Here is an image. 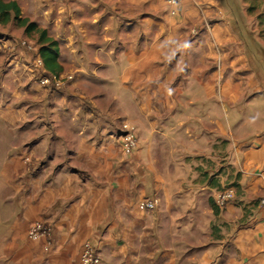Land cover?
I'll return each instance as SVG.
<instances>
[{
  "label": "crops",
  "instance_id": "obj_1",
  "mask_svg": "<svg viewBox=\"0 0 264 264\" xmlns=\"http://www.w3.org/2000/svg\"><path fill=\"white\" fill-rule=\"evenodd\" d=\"M240 4L93 0L90 52L66 65L57 37L61 74L80 72L58 92L12 55L31 98L11 113L0 96V264H79L87 242L100 264H264V61ZM39 221L49 252L29 238Z\"/></svg>",
  "mask_w": 264,
  "mask_h": 264
},
{
  "label": "rangeland",
  "instance_id": "obj_2",
  "mask_svg": "<svg viewBox=\"0 0 264 264\" xmlns=\"http://www.w3.org/2000/svg\"><path fill=\"white\" fill-rule=\"evenodd\" d=\"M11 1V0H6ZM21 9L22 16L36 22L40 27L48 29L51 36L55 39L64 36L61 44L66 46L67 60L69 64L75 62V54L78 50L90 52V47L94 37V22L92 19L91 4L93 0H16ZM234 6H240L242 3L244 14L240 19L243 33L247 40V46L250 50L259 49L264 61V0H226ZM257 36L258 39H256ZM254 37V38H253ZM96 41V40H95ZM15 55L18 58L29 56L33 64L32 77L35 85H40L41 89L51 92L64 90L57 87H47L40 83V78L48 75L44 68L39 64V46L37 44V35L28 36L24 29L18 26L17 21H12L7 25L0 24V96L7 102L8 112L14 113L18 110H26V102L30 95L27 94L24 87L26 74L21 69L15 68L13 59ZM88 57V56H87ZM89 59V58H88ZM262 61V62H263ZM80 72L67 71L68 76L74 80ZM262 73V72H260ZM64 78V77H63ZM23 80L22 86L19 84ZM262 85V84H261ZM252 89L248 87V91ZM42 93V91L40 92ZM36 95L39 92L35 93ZM262 90L257 96L263 95ZM40 95V94H39ZM38 109L41 110L39 101ZM11 118V117H10ZM11 121V119H10ZM21 122V119H19ZM27 130H25L26 133ZM213 205V204H211ZM122 259V258H118ZM125 261L130 258H123ZM140 261H127L120 264H148V259L139 258ZM186 264V262L184 263Z\"/></svg>",
  "mask_w": 264,
  "mask_h": 264
},
{
  "label": "built area",
  "instance_id": "obj_3",
  "mask_svg": "<svg viewBox=\"0 0 264 264\" xmlns=\"http://www.w3.org/2000/svg\"><path fill=\"white\" fill-rule=\"evenodd\" d=\"M170 7V12L172 15L178 13V6L186 0H162ZM40 57V54H39ZM39 64L44 68L43 61L41 57L39 58ZM45 72H48L44 68ZM64 77V78H63ZM71 80L68 76L65 77L64 74H52L48 72V75L40 78V83L43 86L47 87H57L59 89L63 88L66 84V81ZM139 143L136 127L125 124L123 131V149L130 153L134 151ZM236 196V189L234 187H229L224 190H221L216 198L217 205L222 207L227 204L230 200L234 199ZM260 204L264 206V195L260 199ZM159 205V199L157 197L145 198L139 203V208L142 211H152L155 210ZM52 230L50 226L46 223L39 221L36 222L29 231V238L32 240H41L45 239V251L49 252L52 246L51 239ZM101 257L98 253V250L90 243L87 242L84 244L79 260V264H100Z\"/></svg>",
  "mask_w": 264,
  "mask_h": 264
},
{
  "label": "trees",
  "instance_id": "obj_4",
  "mask_svg": "<svg viewBox=\"0 0 264 264\" xmlns=\"http://www.w3.org/2000/svg\"><path fill=\"white\" fill-rule=\"evenodd\" d=\"M12 21H17L18 26L24 29L26 35H37L39 54L44 68L52 74H60L63 69L59 62V41L51 36L48 29L40 27L27 17H23L22 9L16 0H0V24L7 25Z\"/></svg>",
  "mask_w": 264,
  "mask_h": 264
}]
</instances>
